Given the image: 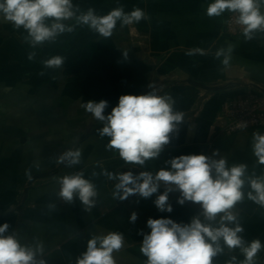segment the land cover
<instances>
[{
    "label": "crops",
    "instance_id": "0c3cea01",
    "mask_svg": "<svg viewBox=\"0 0 264 264\" xmlns=\"http://www.w3.org/2000/svg\"><path fill=\"white\" fill-rule=\"evenodd\" d=\"M211 2L73 0L82 11L93 8L98 15H105L120 6L126 13L140 8L149 19L126 26L118 22L108 39L87 26H77L74 32L36 49L24 42L27 33L23 29L0 20V49L10 46L19 60L12 59L20 64L18 73L10 72L13 78H0V110H4L0 112H5L0 113V124L11 129L5 135L0 132V225L9 223V231H16L23 244L42 242L47 264H75L92 235L110 231L125 236L124 247L114 253L117 264H145L146 257L140 252L143 236L139 233L150 232L149 218L188 223L200 211L192 202L180 205L178 192L169 194L173 211H159L154 200L164 191L162 182L158 193L148 199L139 195L123 201L114 199L116 182L102 174L105 170L155 174L168 167L165 161L174 157L211 156L219 149L229 166L245 163L249 174H264V165L256 162L251 147L253 133L260 131L249 128L227 134L219 117L226 100L248 94L264 98V33H256L252 40H245L242 32L232 34L226 29L230 12L207 16ZM229 44L234 49L225 68L223 58L217 59L215 52ZM194 48L206 54H186ZM31 51L36 56L30 61L27 56ZM56 55L65 58L63 66L45 68L42 61ZM150 83H155L160 95L172 96L175 110L185 114L184 123L158 159L147 161L143 168H133L118 152L106 150L108 138H101L97 132L103 125L80 104L107 100V115L121 95L146 94L151 91ZM77 148L82 152L78 165L56 163L59 154ZM45 171L50 172L37 175ZM77 171H83L98 191L90 212L78 198L67 203L58 196L57 177ZM248 190L245 188V193ZM236 211L244 239H259L264 244V208L245 197ZM133 212L137 220L130 223ZM233 255L238 261L244 258L239 250L230 253L225 249L214 258V264H226ZM257 264H264V248L258 253Z\"/></svg>",
    "mask_w": 264,
    "mask_h": 264
},
{
    "label": "clouds",
    "instance_id": "9594fccd",
    "mask_svg": "<svg viewBox=\"0 0 264 264\" xmlns=\"http://www.w3.org/2000/svg\"><path fill=\"white\" fill-rule=\"evenodd\" d=\"M225 12L234 15V22L242 29L245 40H252L258 32L264 33V0H212L207 5L208 17H220ZM149 16L140 8L125 12L123 6L116 7L105 15H98L93 8L82 11L73 0H0V20L9 22L17 30L27 33L24 42L32 49L45 42H54L64 33H72L77 26H87L104 39L111 38L118 22L121 26L148 20ZM74 21L73 24L67 23ZM234 46L229 44L215 52L217 59L227 68L231 62ZM187 55H204L201 48L189 50ZM127 57V51H124ZM35 51L28 53L33 60ZM45 68L58 69L65 58L56 55L42 61ZM44 75L43 72L40 73ZM146 94L121 95L118 104L105 115L109 103L87 101L80 107L103 126L97 129L101 138L107 137L106 150L118 152L125 164L143 168L147 161L158 159L184 123V113L175 110L171 95H160L155 83ZM252 154L259 165H264V133L254 132ZM79 148L67 149L56 157L57 164L74 167L81 162ZM215 157H219L218 159ZM168 165L155 174L150 171L120 173L102 172L115 181L113 198L120 201L139 195L148 199L158 193L161 182L164 191L154 200L161 212L171 213L169 194L178 192L177 202L184 205L192 202L200 211L188 223H177L170 218H149V233L140 232L143 240L141 254L145 264H214V258L239 250L244 257L235 255L226 264H257L258 253L264 248L259 239L248 242L242 236L244 227L240 223L236 206L245 197L264 208V174L248 173L245 163L229 166L219 149L211 156L205 154L180 155L165 161ZM93 176L97 173L93 172ZM30 178V177H29ZM58 196L67 203L79 199L86 211L96 205L98 191L95 184L85 178L83 171L57 177ZM245 188L249 189L245 193ZM54 209L55 205H50ZM137 213L129 217L135 223ZM10 225H0V264H47L42 242L23 244ZM125 245V236L118 231L92 235L87 241L86 251L76 258L75 264H117L114 253Z\"/></svg>",
    "mask_w": 264,
    "mask_h": 264
},
{
    "label": "built area",
    "instance_id": "2783aa9c",
    "mask_svg": "<svg viewBox=\"0 0 264 264\" xmlns=\"http://www.w3.org/2000/svg\"><path fill=\"white\" fill-rule=\"evenodd\" d=\"M231 13L226 21V29L232 34L242 32L234 22ZM219 117L222 120V130L227 134L256 128L264 133V98L256 95L231 98L224 102Z\"/></svg>",
    "mask_w": 264,
    "mask_h": 264
},
{
    "label": "rangeland",
    "instance_id": "374dc122",
    "mask_svg": "<svg viewBox=\"0 0 264 264\" xmlns=\"http://www.w3.org/2000/svg\"><path fill=\"white\" fill-rule=\"evenodd\" d=\"M5 47L6 48H4V49L3 48L0 49V78H2V77L8 78L9 77V79H10V78H13L12 75H10L11 73L13 74V73H18L19 72V66H20V64H19L18 61H15V60H19V59L14 58V56L16 54H14L9 49L10 46H8L9 48L7 46H5ZM10 56H12V57L10 58ZM12 58L15 59V60H13ZM8 75H10V76H8ZM248 95H251V94H248ZM240 97H243V96H240ZM234 98H237V97H234ZM0 111H4V110H0ZM0 113L2 115H5V112H0ZM11 115H12V117H15L14 114L11 113ZM11 119H13V118H11ZM13 120L15 121V118ZM0 132L5 135V133L6 134L10 133L11 132V129L8 128V127L5 128V126L3 124H0Z\"/></svg>",
    "mask_w": 264,
    "mask_h": 264
},
{
    "label": "water",
    "instance_id": "95a60500",
    "mask_svg": "<svg viewBox=\"0 0 264 264\" xmlns=\"http://www.w3.org/2000/svg\"><path fill=\"white\" fill-rule=\"evenodd\" d=\"M50 171H45L43 173H38L37 175H43V174H48Z\"/></svg>",
    "mask_w": 264,
    "mask_h": 264
}]
</instances>
